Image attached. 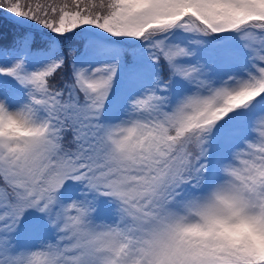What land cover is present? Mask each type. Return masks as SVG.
<instances>
[{
    "label": "snow or ice",
    "instance_id": "1",
    "mask_svg": "<svg viewBox=\"0 0 264 264\" xmlns=\"http://www.w3.org/2000/svg\"><path fill=\"white\" fill-rule=\"evenodd\" d=\"M0 9L57 37L138 41L149 57L92 67L51 48L30 69L25 34L0 66V264H264V0Z\"/></svg>",
    "mask_w": 264,
    "mask_h": 264
},
{
    "label": "rangeland",
    "instance_id": "2",
    "mask_svg": "<svg viewBox=\"0 0 264 264\" xmlns=\"http://www.w3.org/2000/svg\"><path fill=\"white\" fill-rule=\"evenodd\" d=\"M0 16H7L11 17L12 15L10 13H6L3 9H0ZM18 19V18H17ZM23 20V19H22ZM24 21V20H23ZM28 21V20H25ZM30 22V25L26 23L30 27V29H40L39 31L45 33L44 31H47L46 29H43L41 26L35 24V22L28 21ZM91 31H99L101 34H105L103 36L107 37V40H97L93 35L87 34L91 33ZM80 33H84V36L89 35L92 40L90 44V48L87 50V52H84L82 50H79L82 54L78 58V63L81 64L82 66H88L91 65L92 67L100 66L104 63H110L117 57L121 59L122 65L125 62L126 58H124V55L121 54L120 48L117 46L115 41L113 39H110L109 34L102 32L99 29H95L92 27H86L83 30H80ZM188 35V34H185ZM51 38L57 39L59 44L56 43L54 45L55 49L58 51H62L64 49H76L72 46H66V45H60L62 41L57 36H51ZM219 38V36H218ZM130 44H133L135 46L133 50L136 49L137 54L143 57L145 62L149 61V57L147 56V49L143 46L141 42L138 41H133L131 39H126ZM1 44V43H0ZM9 46L1 45L0 46V66H10L12 63L15 62V60L20 56L21 52L18 47L11 48ZM132 50V49H131ZM50 50H44L40 52H30L28 56L26 57V61L28 64V67L30 69H34L36 67H42L45 63L50 62L51 59L56 58L55 55H49ZM136 54V53H135ZM219 55L218 52H216L213 49H209L206 46H202L200 56L203 57L205 60H208L209 62H212L215 60V58ZM134 56V55H133ZM132 56V59H133ZM131 59V58H129ZM130 60V62L132 61ZM147 70L148 71H154L155 68L154 66H151L150 63L146 64ZM117 89V88H116ZM175 91V89H174ZM126 95V92L122 90V84L119 83V88L117 91L114 93V95L110 98L112 100L113 104H119L123 103V97ZM106 202V198H102ZM26 231L28 232H36V228L33 226H29ZM32 244H37V240H32L30 241Z\"/></svg>",
    "mask_w": 264,
    "mask_h": 264
},
{
    "label": "trees",
    "instance_id": "3",
    "mask_svg": "<svg viewBox=\"0 0 264 264\" xmlns=\"http://www.w3.org/2000/svg\"><path fill=\"white\" fill-rule=\"evenodd\" d=\"M12 19L18 20V21H14ZM19 21H20V23H19ZM26 23H28L30 25V22L25 21V20L23 21L20 18L17 19L14 16H12V18L7 17V16H0V43H1V45H3V44L4 45L7 44L8 46L11 44L18 45L25 34H31L32 41H33V48L32 49H37V48L51 49L54 46L53 43L56 42L59 44V42H57L58 41L57 39L55 41V40H53L54 38H51V36H54L55 34L50 33L49 31L48 32L44 31L45 33H48V34H44L42 32H38V31L32 32V31H28V30L26 32L25 26L30 28L28 25H26ZM38 30H40V29H38ZM83 34L84 33H80V31H78L75 34H69L65 37H58L60 39V41H62L60 45L72 46L76 49H84L85 48V50H86L87 47H89L91 42H90V40H87V38L85 39ZM87 34H90V33H87ZM91 34H94L95 38L97 40L106 39L105 36H103L105 34H101V33H99V31H97V32L91 31ZM41 35H42V38H41ZM110 39H113L115 41V43L117 44V46L120 48L121 54H123L124 58H126V60H125L126 63H130L132 56L135 53L136 54L138 53V52H136V49L133 50V48L135 46H133V44H130L128 41H126L125 38H116V37L110 36ZM205 39L209 41V44L205 45V46L208 47L209 49H213L212 42L215 40H219L220 38H218V36H216V37H206ZM129 58H131V59H129ZM126 63L124 62V65H127Z\"/></svg>",
    "mask_w": 264,
    "mask_h": 264
}]
</instances>
